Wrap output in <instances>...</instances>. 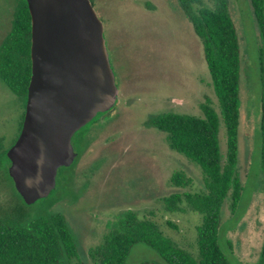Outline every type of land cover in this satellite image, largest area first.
<instances>
[{"label": "rangeland", "instance_id": "1", "mask_svg": "<svg viewBox=\"0 0 264 264\" xmlns=\"http://www.w3.org/2000/svg\"><path fill=\"white\" fill-rule=\"evenodd\" d=\"M90 1L103 22L111 58L110 48H117L112 59L118 85L116 102L75 132L71 142L76 159L70 167L60 168L56 186L47 197L26 205L7 176L6 151L20 133L27 93H14L0 79V214L14 212L18 206L37 214L53 203L52 210L66 214L84 264H90L88 249L127 210L151 218L164 236L195 255L196 227L202 215L183 197L174 210L167 211L165 198L175 191H204L202 170L172 150L166 133L151 121L171 112L202 116L200 106L205 101L219 113L202 43L177 0ZM203 1L212 6V0ZM227 2L240 41L236 176L242 190L235 208L230 206V195L223 201L218 242L230 264H258L264 239L260 38L250 0ZM16 3L0 0V41L11 27ZM218 141L224 155L222 122ZM177 171L191 179L188 187L171 183V175ZM124 264L166 263L148 245L137 242Z\"/></svg>", "mask_w": 264, "mask_h": 264}, {"label": "trees", "instance_id": "2", "mask_svg": "<svg viewBox=\"0 0 264 264\" xmlns=\"http://www.w3.org/2000/svg\"><path fill=\"white\" fill-rule=\"evenodd\" d=\"M177 1L202 43L220 111L218 113L205 101L200 106L202 116L171 112L159 115L151 122L166 133V141L172 150L194 161L202 170L204 191L185 194L175 191L165 198L167 211L174 210L184 199L191 209L202 215V222L196 227L197 253L192 254L164 236L151 218L139 217L127 210L110 223L100 242L88 249L90 264H124L137 242L148 245L166 264H230L218 242V227L223 201L230 195V206L235 208L242 190L236 176L240 41L227 0H212V6L203 0ZM250 5L260 38L259 136L264 168V0H250ZM30 29L27 2L17 0L11 27L0 41V79L11 91L21 95L27 93L31 76ZM220 122L224 124L226 135L224 155L220 153L218 141ZM16 138L17 135L11 144ZM170 181L175 187L186 188L191 179L177 171ZM52 204L37 214L19 206L14 212L0 214V264H84L66 214L52 210ZM166 223L175 226L171 221ZM258 264H264V239Z\"/></svg>", "mask_w": 264, "mask_h": 264}, {"label": "water", "instance_id": "3", "mask_svg": "<svg viewBox=\"0 0 264 264\" xmlns=\"http://www.w3.org/2000/svg\"><path fill=\"white\" fill-rule=\"evenodd\" d=\"M31 76L7 172L25 204L47 197L75 156L73 134L117 98L104 26L90 0H26Z\"/></svg>", "mask_w": 264, "mask_h": 264}, {"label": "flooded vegetation", "instance_id": "4", "mask_svg": "<svg viewBox=\"0 0 264 264\" xmlns=\"http://www.w3.org/2000/svg\"><path fill=\"white\" fill-rule=\"evenodd\" d=\"M116 49H117L116 47H115V48H114V47H113V48L111 47V48H110L111 51H109V52L111 53V55H112V58L109 56V60H110V64H111V67H112L113 71H114V68H113V66H112V65H113V64H112V59L114 58V54L116 53ZM114 60H115V59H114ZM114 74H115V82H116V81H117V80H116L117 78H116V73H115V71H114ZM116 86H117V89H118L117 82H116ZM74 134H75V133H74ZM74 134H73V135H74ZM72 138H73V137H72ZM72 138H71V140H72ZM76 157H77V154H76L74 160L76 159ZM74 160H73V161H74ZM72 163H73V162H72ZM72 163H71V164H72ZM70 166H71V165H69L68 167H70ZM60 168H67V166L59 167V168H58V171L60 170ZM56 183H57V177H56ZM71 183H72V182H71Z\"/></svg>", "mask_w": 264, "mask_h": 264}]
</instances>
